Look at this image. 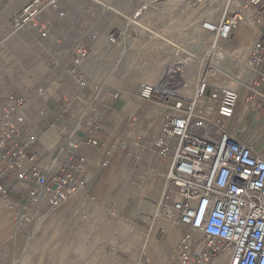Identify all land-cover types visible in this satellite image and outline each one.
Segmentation results:
<instances>
[{
  "label": "rangeland",
  "instance_id": "1",
  "mask_svg": "<svg viewBox=\"0 0 264 264\" xmlns=\"http://www.w3.org/2000/svg\"><path fill=\"white\" fill-rule=\"evenodd\" d=\"M26 1L0 0V107L9 94L23 95L27 101L33 102V132L48 147L58 141L45 158L46 162H49L54 157L53 166L56 168L60 166V154H64L67 149L63 146L61 148L60 141L72 131L75 123L83 125L85 121L92 122L96 114L102 115L104 118L97 117L94 124H103V142L100 144L104 143L111 133L114 141L104 150L96 175L89 184L41 220L36 217L26 220L19 218V208L12 202H17L20 198L16 186L18 182H7L11 188V200L0 197V264H136L138 260L139 264H179L175 249L180 237L177 225L165 221L160 213L157 217L154 216L168 166L165 159L158 157L151 147L150 137L157 132V128L147 131L140 123L141 119L146 121L147 116L133 110L124 115L118 108L123 101V93L127 92L136 99L137 104L144 105L143 108L147 107V111L151 104L139 97V89L142 84H154L120 82L126 88L118 89L109 81L108 50L107 54L102 56V53L95 56L90 53L89 59L95 60L96 63V72L93 75L97 77L95 80L103 91V99H110L115 93L120 98L110 112L104 113L101 96L99 102L94 105L93 115L88 112V104L83 98L84 95L92 97L91 92H87L91 84L79 86L68 73L71 66L68 51L74 43L85 42L92 34L95 37L97 30V38L103 36L108 39L106 37H109V33L105 34L104 31L118 26V20L126 18V6L135 8L139 5L135 9H126L132 13L141 12L142 7L147 5L145 1L156 5L163 0H59L67 10L64 19L51 16L56 33L62 36L59 41L57 38L43 40L26 31L17 32L11 28L10 16ZM218 1L219 4L225 3L224 0ZM201 3L202 0L192 3L191 6L197 7ZM100 12L103 17L94 16L100 15ZM108 13H111L113 18H110ZM221 14L222 10L216 12L213 20L217 22ZM130 19L126 26L134 23ZM203 20L204 18L199 19L194 28L190 27L192 29L189 41L185 39L183 42L173 43L159 35L162 40L179 47H175L174 51L186 53L182 86L189 74L199 69L200 63L196 57L206 59L204 56L208 51V43L213 39L212 33L201 28ZM119 34L113 32V42L117 41ZM232 37L219 43L220 50L214 65L230 76L242 79L251 74L246 67L247 56L227 48L226 43H230ZM128 40L130 41V38ZM109 42L110 40L107 41ZM197 44L203 48L197 47ZM130 56L132 57L128 51L125 56L128 57V64L131 63ZM125 58L123 62H126ZM128 64L126 67L121 66L127 72L131 68ZM49 74H52L53 80L50 85L45 86L47 94L38 95L37 88ZM212 75L216 77H204L208 83L207 93L213 90V86L228 87L232 83L228 75H220L216 70L212 71ZM177 93L187 96L184 90H177ZM192 96L191 94L188 97ZM159 103L166 107L163 101ZM150 111L153 122L158 123L162 118L161 123L163 122L164 111L154 113L152 108ZM133 120L137 124L140 123V126L133 124ZM142 129L148 133L145 138L139 135ZM115 139L118 140L116 143ZM116 151L121 154L120 157L115 154ZM36 154L38 155V152ZM44 155L45 153L40 152L38 156L44 158ZM105 161L106 165L103 166ZM162 164L165 168L161 167ZM8 201H11V206L16 209L11 215L5 216L8 208H3ZM167 224L174 231L177 229L178 233L175 231L176 238L173 241L169 240ZM146 234L153 237L154 241L144 243ZM143 245L147 246L145 251L142 250Z\"/></svg>",
  "mask_w": 264,
  "mask_h": 264
},
{
  "label": "built area",
  "instance_id": "2",
  "mask_svg": "<svg viewBox=\"0 0 264 264\" xmlns=\"http://www.w3.org/2000/svg\"><path fill=\"white\" fill-rule=\"evenodd\" d=\"M224 1L217 22H202L213 35L204 56L211 62L206 68L214 65L219 43L232 36L241 13L246 12L262 29L248 56L247 68L264 76V0ZM139 14L136 12L133 19ZM65 15L59 0H28L10 16L9 22L14 31H26L45 40L56 38L52 17L63 19ZM108 38L113 41V34ZM87 54L81 44L69 52L68 73L79 86L85 85L79 67ZM1 56L0 46V59ZM202 64L198 65L192 98L165 99L183 84L181 78L169 83L172 70H167L157 85L142 84L139 89L142 100L153 102L159 94L158 101L171 111L150 137L153 152L168 161L158 213L174 222L180 232L175 246L179 264H264V157L228 129L226 120L234 113L237 92L221 87L207 93L208 83L201 77ZM174 70L175 74L181 73L180 68ZM36 93L46 94L45 86H39ZM117 97V93L113 94V98ZM26 104L25 96L9 94L0 107V197L9 198L8 181L25 183V187L17 189L19 200L12 202L19 208V218L41 220L89 184L90 178L83 174L88 161L69 140L63 143L69 151L58 168L32 153L37 136L29 129L24 114ZM132 123L137 124L135 120ZM83 141L98 146L90 130Z\"/></svg>",
  "mask_w": 264,
  "mask_h": 264
},
{
  "label": "crops",
  "instance_id": "3",
  "mask_svg": "<svg viewBox=\"0 0 264 264\" xmlns=\"http://www.w3.org/2000/svg\"><path fill=\"white\" fill-rule=\"evenodd\" d=\"M211 2L212 0H202L200 6L192 7V2L190 0H163L159 4H151L150 6H148L149 8L147 7V9H142L141 12L139 11L140 14L136 19H133V16L138 11L132 13L126 9L129 6H126V18L124 20H118V26H112L109 30L107 29L104 31L105 34H113V32L120 33V37L118 38L117 36L118 39L116 38V42L110 41L109 43H107V41L109 40L108 37H106L108 39H105V37L103 36L101 38H97V32H99V30H97V32L94 33L95 37L93 39L91 38L93 35L92 34L89 39L87 38V41L74 43L68 51L70 64L71 59L69 56V52L74 45L81 44L86 47L88 51L87 56L83 59L79 67L83 79L85 81V86H87L89 83L91 84V86L89 87L90 90L88 88L87 92H91L92 97L89 98L86 95H84L83 97L85 99L84 101L88 104V112L95 115L94 105L99 102V98L103 94V91L100 89V86L95 80L97 79V77L93 75V73L96 72V63L95 60L89 59L90 53H93L92 56L97 55V53H102V56L106 55V50H108L107 55H109V67L107 71L109 73V81L112 83L113 86L117 87L118 89L123 90L126 88L124 84L120 82H133L135 84L149 82L151 84L157 85L162 80L167 70L173 71V73L169 77V83H172L175 79L179 78H181V80L183 81L182 74L185 69L184 62L186 59V53L182 51L180 53L174 51V48H177L178 46L176 44L175 46L162 40L160 36L165 37L166 39L172 42H183L185 39L189 41L191 35L190 30L194 28L196 22L202 18H204V20H209L207 19L206 14H204L203 10L204 8H207L209 5H211ZM138 6L139 5H137L135 8H137ZM129 8L135 9L131 7ZM65 11L66 15L64 18H66L67 16V10L65 9ZM99 14L100 15L94 16L103 17L101 16L102 12H100ZM108 14H110V18H113L111 13ZM129 18H131L130 20L132 22L136 21V23L126 26L125 24L128 23ZM249 19L250 18L248 17V14L245 12L244 21H241L242 23L238 24L236 29L233 31V37L230 40V43H226L228 46L227 48L229 50L234 51L235 53L241 54L243 56H247V59L252 50L253 44L256 42V40H258V38L262 34L261 27L255 25ZM138 23H140L141 25ZM56 32L57 31L55 29V35L57 40L59 41L62 39V36H60ZM129 38L130 41L128 40ZM153 40H156V42H154ZM162 42L165 44H161ZM222 46L226 45L222 44ZM197 47L203 48L202 45L198 44ZM128 51L131 53L132 57L130 56L129 59L131 62L129 63L131 68L127 72V70H125V68L123 69L121 66L124 65V67H126L128 64L127 58L129 56L125 58ZM124 58L126 59V62L122 61ZM176 68H180L182 70L180 74H175L174 69ZM249 71L251 74L245 75L244 78H242V81L246 83L247 86L239 85L235 88L232 87L236 90L238 95L237 103L233 115L226 120V126L236 135L239 140L243 141L247 145H251L257 154L264 157V76H258L252 73L251 70ZM51 80H53V77L52 74H49L43 79L41 85L48 86L50 85ZM118 83L120 84L118 85ZM196 85L197 80L195 79V88ZM219 88L221 87L213 86V90H211V92ZM123 94L124 102L121 101L120 107H118L119 109H121L122 113L126 115V113H129L128 111L130 110L142 113L149 119H147L146 121L144 119H141L140 121V123H142V125L146 127L145 129L147 131H150L155 130L157 128L158 131L163 118L159 120L158 123L153 122L151 119L152 113H150V108L153 109L152 112L154 113L158 112L159 110H161L162 112L164 111V118L167 115L166 110L161 108L160 106H149L148 110L146 111L147 107L143 108L144 105L141 106L140 103L137 104L136 99H134L133 96L129 95L127 92ZM155 97L160 100L159 94H157ZM166 97H168L170 101L175 98L189 99L188 96L179 94L177 93V91L174 94H167L165 96V99ZM104 98L106 97L104 96ZM112 98L113 95L110 99L107 98L105 100L103 99V96L101 97V99H103L101 101L103 102L102 105L104 108V113L110 112L111 108L115 106L114 103H118L120 100L119 97H117L116 99L113 98V100ZM153 102L159 103V101ZM24 114L29 129L31 132H33V102L27 101L26 107L24 109ZM95 116L96 117L92 122L85 121L83 125L75 123L72 131L70 133L68 132V134L64 136V139L60 141L61 148L63 146L64 141L66 140H69L71 143L77 145V152L80 155H83L88 161L86 167L84 168L83 174H85L84 176H86L87 178H90V180L93 179L96 175V169H98V166L102 161L104 150H106L108 146L111 145V143L114 141V136L111 133L105 138V142L100 144L101 142H103V134L101 131L103 124L95 126L94 124L96 122L95 120H97V117H104L99 114H96ZM98 122H100V120ZM40 123H42V121ZM139 124H137V126ZM63 126L65 127V129H67L65 125ZM87 130H90L92 137L98 140V146L93 147L83 141V136ZM144 131V129L140 131L139 135L141 138H145L148 134ZM56 141L54 143H56ZM116 141L118 140L115 139V143ZM54 143H51L52 145L50 144L51 146L48 147L41 138L37 137V142L31 148V152L33 153L34 150L38 152V155L40 152H43L45 153L44 158H46V156L49 155L47 153L51 150V147H53ZM65 147H67V149H65ZM63 148L65 149L64 154L65 152L69 151L68 146H63ZM64 154H60V166L62 165L63 160L65 158ZM115 154L117 156L119 155V157L121 156L118 151H116ZM165 161L168 162L167 160ZM49 162L54 165V157L53 159L51 158ZM161 167L165 168L163 164ZM167 170L168 166L166 167V172ZM16 186L19 188H23L26 186V184L19 183Z\"/></svg>",
  "mask_w": 264,
  "mask_h": 264
},
{
  "label": "bare ground",
  "instance_id": "4",
  "mask_svg": "<svg viewBox=\"0 0 264 264\" xmlns=\"http://www.w3.org/2000/svg\"><path fill=\"white\" fill-rule=\"evenodd\" d=\"M145 3L147 4L146 6H143L142 7V9H146V7H148V6H150L151 5V3L150 2H147V1H145ZM224 5L225 4H223V3H220L219 4V1L218 0H213L212 1V3H211V5H209L207 8H205L203 11H204V14H206V17H207V19H209V20H213V15H215V13L216 12H219V11H221V10H223L224 9ZM223 7V8H222ZM244 14H245V12H242L241 13V15H240V21H244ZM243 15V16H242ZM239 21V22H240ZM203 22V21H202ZM134 23H136V22H134ZM134 23H131V24H134ZM242 23V22H241ZM140 24V23H139ZM141 25V24H140ZM201 28L203 29V30H205L204 28H203V26H202V23H201ZM206 31V30H205ZM207 32V31H206ZM209 33V32H208ZM204 39H206L205 37H204ZM196 59L200 62V63H202L203 62V69L201 70V72L202 71H204L202 74H204L203 76L204 77H210V78H215L216 77V75H212V71H214V70H216V71H218L219 73H220V75H228L229 76V79H230V81L232 82V83H230L229 84V86H230V88H232V87H237V86H239V85H243V86H247V84L246 83H244L243 81H242V79L241 78H239V77H233V76H230L228 73H226L225 71H223V70H221L219 67H217L216 65H210L209 66V71L207 72V68H206V66H208L209 65V63H211V62H208L206 59H204V58H202V57H200V56H198V57H196ZM196 72V73H195ZM201 74V75H202ZM197 75H198V71H195L194 70V72L192 71L190 74H189V76H188V78L185 80V84L183 85V86H181L180 88H179V91L180 90H184V93L187 95V96H189V95H193L194 94V91H195V79L197 78ZM203 76H201L202 78H204ZM206 80V79H205ZM233 88V89H234ZM150 104H151V107H154V106H160L161 108H163V109H165L166 110V112H167V115L168 114H170L171 113V111L169 110V108H167V107H164V106H162L161 104H159V103H157V102H150ZM168 163V162H167ZM11 201H8V202H6L5 204H4V208H3V210H5V209H7L8 208V210L5 212V216L6 215H11V213H13L12 211H15V209L11 206ZM10 204V205H9ZM8 205V206H7ZM10 206V207H9ZM10 209V210H9ZM158 208L156 207V210H155V217H157L159 214H158ZM165 221H167L168 223H171L170 221H168V220H165ZM168 225V224H167ZM173 225V224H172ZM169 226V225H168ZM174 226V225H173ZM175 228V227H174ZM175 231L177 232V229L175 228ZM175 231H174V229L171 227V226H169V233H170V238H169V240H171V241H173V240H175ZM178 233V232H177ZM174 238V239H173ZM144 243H146V242H148V241H154V238L153 237H151L150 235H148V234H146V237H145V239H144ZM147 249V246H145V245H143V247H142V250L143 251H145ZM139 260L137 261V263L136 264H139Z\"/></svg>",
  "mask_w": 264,
  "mask_h": 264
},
{
  "label": "trees",
  "instance_id": "5",
  "mask_svg": "<svg viewBox=\"0 0 264 264\" xmlns=\"http://www.w3.org/2000/svg\"><path fill=\"white\" fill-rule=\"evenodd\" d=\"M154 100H155V101H158V99H157L156 97H154Z\"/></svg>",
  "mask_w": 264,
  "mask_h": 264
}]
</instances>
